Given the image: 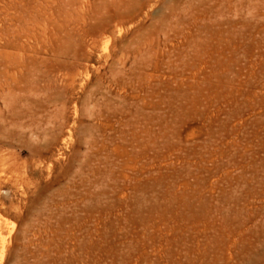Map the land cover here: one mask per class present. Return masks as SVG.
I'll use <instances>...</instances> for the list:
<instances>
[{
	"label": "rangeland",
	"instance_id": "obj_1",
	"mask_svg": "<svg viewBox=\"0 0 264 264\" xmlns=\"http://www.w3.org/2000/svg\"><path fill=\"white\" fill-rule=\"evenodd\" d=\"M220 4L230 47L201 48ZM0 12V264H185L216 229L264 242V0Z\"/></svg>",
	"mask_w": 264,
	"mask_h": 264
},
{
	"label": "bare ground",
	"instance_id": "obj_2",
	"mask_svg": "<svg viewBox=\"0 0 264 264\" xmlns=\"http://www.w3.org/2000/svg\"><path fill=\"white\" fill-rule=\"evenodd\" d=\"M208 1V0H207ZM4 2V1H3ZM194 2V1H193ZM202 2V1H201ZM204 2V1H203ZM224 2V0H223ZM8 3V2H7ZM199 3V2H198ZM229 3V1L227 2ZM4 5V4H3ZM12 5V4H11ZM221 6L215 11L214 18L210 20V26L209 28H207L209 31L206 34V39L202 38L201 40H199L197 43L199 46H201V48L205 47L208 48L210 46H215V48H229L230 47V43H231V33L228 31L226 32V34L224 35V38L222 37V34L218 31V21L215 19L217 16H220V14L222 13L223 9L230 8V4H220ZM7 6V5H6ZM5 6V7H6ZM9 6V5H8ZM217 6V5H216ZM215 6V7H216ZM219 6V5H218ZM217 6V7H218ZM4 7V6H3ZM215 7L213 8V10H215ZM3 9V8H2ZM5 10V9H4ZM1 13V12H0ZM5 17V16H4ZM204 18V17H203ZM215 30H212V27H215ZM208 27V26H207ZM2 28V27H1ZM31 28V27H30ZM204 28V27H202ZM4 29V28H3ZM204 30V29H203ZM32 32V31H30ZM4 34V32H2ZM8 33V32H7ZM12 34V33H11ZM16 34V33H15ZM21 34V33H20ZM31 34V33H30ZM29 35V34H28ZM18 36V35H17ZM27 36V35H26ZM14 37V36H13ZM12 37V38H13ZM25 37V36H24ZM30 37V36H29ZM3 38V37H2ZM224 39V40H223ZM5 40V38L3 39ZM17 40V39H16ZM20 40V39H19ZM27 41V40H24ZM224 41V42H223ZM8 42V41H7ZM5 42V43H7ZM214 43V44H213ZM196 51V50H195ZM4 54V53H3ZM196 54V53H195ZM6 57V56H5ZM218 63V62H217ZM7 70V69H6ZM2 73V72H1ZM9 73V72H8ZM5 76V75H3ZM11 76V74H10ZM1 77V76H0ZM6 77V76H5ZM9 79H11L10 77H8ZM13 78V76H12ZM2 79V78H1ZM8 79V80H9ZM14 79V78H13ZM7 80V79H6ZM41 80V79H40ZM39 81V80H38ZM4 82V81H3ZM2 82V83H3ZM8 83V82H7ZM73 83V82H72ZM1 84V83H0ZM3 85V84H2ZM7 85V84H6ZM39 85V84H38ZM72 85V84H71ZM5 86V85H4ZM33 86V83H32ZM11 87V86H10ZM14 87V86H13ZM35 88H33L31 90V95L33 90L35 89V94L37 95V91L40 94L41 89L44 90V87H42L41 89L38 88L39 86H34ZM16 88V87H15ZM18 89V88H17ZM29 89V87H28ZM5 90V89H4ZM2 90V91H4ZM11 91V89H10ZM14 91V90H13ZM26 91V90H25ZM24 91V92H25ZM6 92H9L6 91ZM5 92V93H6ZM16 92V91H15ZM23 92V91H22ZM23 92V93H24ZM1 93V92H0ZM18 93V92H17ZM15 93V94H17ZM42 93V92H41ZM45 93V92H44ZM43 93V94H44ZM28 94V93H27ZM4 95V94H3ZM2 95V96H3ZM7 95V94H6ZM5 95V96H6ZM24 95V94H23ZM30 95V94H29ZM1 96V97H2ZM15 96V95H14ZM38 96V95H37ZM40 96V95H39ZM43 96V95H42ZM4 97V96H3ZM2 97V102H5V99ZM8 97V96H7ZM44 97V96H43ZM14 98V97H13ZM30 98V97H29ZM9 99V98H8ZM45 99V98H44ZM48 100V99H47ZM13 101V100H12ZM1 102V101H0ZM11 102V101H10ZM48 103H50V100L48 101ZM55 103V102H53ZM50 103V104H53ZM3 104V103H2ZM12 104V102H11ZM14 104V103H13ZM56 104V103H55ZM2 106V105H1ZM9 107V106H6ZM56 107V105H55ZM12 108V106H11ZM10 110V109H9ZM8 110V111H9ZM62 110H60L59 112H61ZM1 112V111H0ZM58 112V113H59ZM2 113V112H1ZM63 113H61L62 116ZM1 115V114H0ZM2 116V115H1ZM0 116V117H1ZM28 116L30 117L31 121L30 124L26 127L29 128L30 131H32L33 133L36 132V130L38 129V124L35 120V115L31 112L28 111ZM58 117V116H56ZM54 115H51L49 117V120H47L44 125L45 126H54V120L53 118H56ZM3 118V117H2ZM50 118L52 120H50ZM59 118V117H58ZM4 121V120H3ZM5 123V122H4ZM56 123V122H55ZM148 124V123H147ZM1 125V124H0ZM3 125V124H2ZM40 125V124H39ZM148 125H151V123H149ZM10 126V125H9ZM58 128L61 130L63 128V123H60L59 125H57ZM1 130V129H0ZM5 130L6 127L3 126L2 127V132H6ZM0 132V133H2ZM6 134V133H5ZM2 137V135H0ZM0 137V138H1ZM4 139V138H3ZM2 141V140H1ZM132 141V140H131ZM130 142V141H129ZM135 142V141H134ZM130 144V143H129ZM134 144V143H133ZM2 145V144H1ZM135 145H138L137 143ZM1 147V146H0ZM1 154V153H0ZM2 156V155H1ZM4 157V156H3ZM1 159V158H0ZM6 161V160H5ZM3 162L4 160L1 159L0 163L3 166ZM5 163V162H4ZM7 163V162H6ZM2 168V167H1ZM8 169V168H7ZM3 170V169H1ZM0 170V171H1ZM7 171V170H6ZM3 172V171H2ZM1 172V173H2ZM5 173V172H4ZM3 173V174H4ZM2 174V175H3ZM5 175V174H4ZM216 232L214 233L212 238L206 239L205 241H203L202 243H196L194 245H192L190 248H185V252L186 255H191L193 256V260H189L186 261L185 264H264V242L262 241H256V242H248V240H237V239H233V234L227 230H221V229H216ZM182 249V248H181ZM179 253H177L178 255Z\"/></svg>",
	"mask_w": 264,
	"mask_h": 264
}]
</instances>
